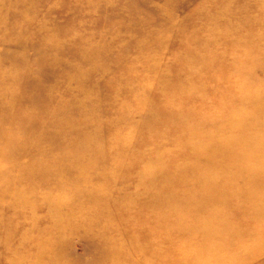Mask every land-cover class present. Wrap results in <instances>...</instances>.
Wrapping results in <instances>:
<instances>
[{"label": "rangeland", "instance_id": "obj_1", "mask_svg": "<svg viewBox=\"0 0 264 264\" xmlns=\"http://www.w3.org/2000/svg\"><path fill=\"white\" fill-rule=\"evenodd\" d=\"M263 64L264 0H0V155L1 136L6 140L11 129L14 146L29 138L34 144L21 164L42 154L60 158L51 147L65 138L94 136L75 152L97 151L81 159L92 175L63 174L51 184L65 185L55 196L67 229L57 264H264V224L256 227L237 201L225 213L222 202L207 212L185 205L198 198V183L180 175L193 162L192 149L252 113L248 103L264 87ZM58 118L68 122L66 130ZM12 168L21 170L0 161V264L19 260L8 249L19 244L28 218L47 224L54 217L37 202L12 215L16 205L1 192L28 186ZM147 172L155 185L145 194ZM252 180L243 183L254 192L250 204L264 192ZM73 181L84 190L72 189ZM91 187L94 199L106 202L101 210L80 205ZM135 189L142 193L137 202ZM224 219L222 241L214 228ZM94 220L97 231L89 232ZM107 224L112 245L96 238ZM112 249L119 251L114 261L106 257Z\"/></svg>", "mask_w": 264, "mask_h": 264}, {"label": "bare ground", "instance_id": "obj_2", "mask_svg": "<svg viewBox=\"0 0 264 264\" xmlns=\"http://www.w3.org/2000/svg\"><path fill=\"white\" fill-rule=\"evenodd\" d=\"M255 97L256 99H254V101L248 103L251 109H253L251 114L246 113L242 118H235L228 121V134L214 137L210 136L209 145L198 147L196 150L192 149L194 154L193 162L191 161L190 166L186 168V170L180 172V175L181 178L191 179L198 183V198L184 200L183 203H185V205L193 206L199 211L207 212L212 206L218 203L222 202L225 207V205L237 201L240 202L238 210L240 212L242 211L241 213L245 212V210H247L249 214L251 213L252 219L255 221L253 224L259 227L262 223L264 224V221L258 220V218L262 216L261 214H264V198H261L263 202L261 208L258 206L260 200L258 196H261L264 192L260 194L259 192L256 193L254 196L256 200L253 204H250L247 202L246 198L247 196H253L254 192L247 191L245 184H243L247 180L253 179L251 182L256 183V188L257 185H259L263 187L261 190H264V87H262V90H260ZM12 103H14V99H12L7 106ZM244 105V103H241V107ZM64 111H66V109H63L61 112L64 113ZM58 121H60L59 124H61L62 129L69 126L68 122H65L63 119L58 118ZM12 128H14V125ZM60 132H62L61 129L58 130L59 135H61ZM251 133H254L255 136H252ZM8 136H15V129L6 132V140L1 136L2 150L0 161H6L8 164L21 166V170L16 171V169L12 168L13 170L10 172H18L16 173L17 176L28 182V186L25 188L22 187V189L17 192L14 188L10 190L11 187L1 192V195L5 196V198L9 196V199L7 198V203H9L8 206L10 204L16 205V207H9V210L12 209L14 211L12 215H22L31 210L32 203L37 202L41 205V208H43L46 214L54 215L53 220L51 222L49 221L47 224L37 217H34V219L28 218L29 226L23 228V231L21 230L18 238L19 244L14 251H11L8 246V252L16 259L19 257L18 259L20 261H14V264H26L27 261L25 262V260L27 258H29L30 261L32 259L30 264H44L45 262H51L52 264L56 262L57 264V258L60 253L57 248L63 241L67 229L61 223L62 221L60 222L59 220L58 215L62 205L55 199V196L60 195L65 185L60 183L59 185L56 184L52 186L51 184L54 182V179L63 174H73L77 172L78 176L90 177L92 175L93 169H91V165L82 166L81 159L86 156L89 159L94 158L97 156V151L89 150L82 157L77 156V154L75 155V152L78 151V148L83 150L87 149L89 143L94 141V136L65 138L62 143L54 144L51 147L52 151H61L60 158L43 154L40 155L41 152H39L41 159H39L40 157H31L22 164L19 160L23 155L25 156L27 154L28 149H33L34 144H32V138L28 139L30 141L28 142L29 144H17L14 146L13 141ZM74 157L76 158L74 162L67 161ZM64 163H67V165H64ZM30 165H35L37 168L31 169L28 167ZM43 166H48L51 170L48 168L43 171ZM147 173V181H144L147 189L145 194L150 193L149 191L152 186L155 185L153 174ZM140 179L135 188L141 187L142 181H140ZM235 179H240L239 183H237ZM33 182L37 185H34ZM45 185H47L48 189L37 192L34 191L36 190L35 188H41ZM66 187L68 188V186ZM70 187H72V189H82V186H78L74 181ZM92 190H94L93 187L87 189L86 192L83 193L84 197L81 204L79 202H69L71 205L70 207L76 208L75 206L78 207L79 204L81 206H90L94 204L96 206L95 209L98 210L105 207L106 202L104 204L100 200L94 199ZM134 196L137 198V200H135V202H137L139 199L138 197L142 196V193H140L138 189H135ZM162 200L165 201V205L170 203L168 197H166V199L162 198ZM57 201L59 204H57ZM226 209L225 207L223 213L226 212ZM101 218L102 220L109 219V215L102 214ZM97 221L98 220H94L92 223H89V225H86V230L89 232L96 230L98 228ZM196 221L199 222L200 219H196ZM212 221L213 219L208 217V223L210 224ZM41 223H45V225L39 226ZM217 223L218 222H216V224ZM207 226V224H204V227L207 228ZM226 226L227 221L224 219V221H220L217 228H214L216 231L214 235L217 238H221L222 241L225 238L222 231H224ZM110 227V224H107V226L105 225L101 229L99 228L101 232L99 231L100 234L96 235L98 241L104 244H111L110 240L105 237V234L112 233L109 231L111 229ZM249 236L254 238L259 237L258 234L252 233H250ZM25 244H29L31 250L26 249L24 251L23 246ZM16 249H22L19 255H17ZM118 252V250L112 249L106 257L110 261H114ZM8 264H13V261H10ZM27 264L29 263L27 262Z\"/></svg>", "mask_w": 264, "mask_h": 264}]
</instances>
